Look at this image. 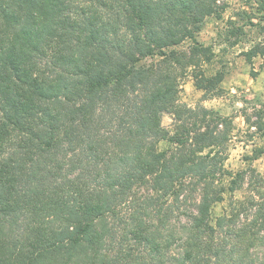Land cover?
<instances>
[{"label":"trees","instance_id":"16d2710c","mask_svg":"<svg viewBox=\"0 0 264 264\" xmlns=\"http://www.w3.org/2000/svg\"><path fill=\"white\" fill-rule=\"evenodd\" d=\"M224 9L0 0V264H264V175L226 165L231 118L180 100L187 75L223 93L197 34Z\"/></svg>","mask_w":264,"mask_h":264},{"label":"rangeland","instance_id":"374dc122","mask_svg":"<svg viewBox=\"0 0 264 264\" xmlns=\"http://www.w3.org/2000/svg\"><path fill=\"white\" fill-rule=\"evenodd\" d=\"M219 3L225 8L222 16L205 19L197 39L213 47L215 57L205 70L209 76L219 71L224 74L220 84L223 93L204 97V91L187 75L181 80L180 100L192 107L204 105L231 118L226 165L234 170L251 166L264 175V130L260 128L264 126V55L258 54L249 61L245 54L254 46L264 49V0H219ZM234 26L241 30L233 35ZM162 122L170 127L173 116L166 113ZM161 146L165 148L168 143ZM252 154L262 155L250 162L247 157Z\"/></svg>","mask_w":264,"mask_h":264}]
</instances>
